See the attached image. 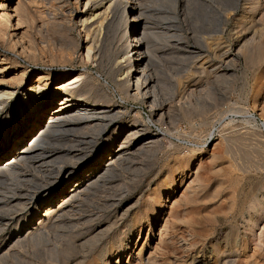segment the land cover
<instances>
[{
	"label": "rangeland",
	"instance_id": "obj_1",
	"mask_svg": "<svg viewBox=\"0 0 264 264\" xmlns=\"http://www.w3.org/2000/svg\"><path fill=\"white\" fill-rule=\"evenodd\" d=\"M94 2L0 0V158L26 142L37 83L75 80L73 102L110 121L90 137L47 130L0 171V264H264V0H116L107 15ZM136 2L146 96L124 61ZM91 10L103 15L84 27ZM116 140L121 159L55 208Z\"/></svg>",
	"mask_w": 264,
	"mask_h": 264
},
{
	"label": "bare ground",
	"instance_id": "obj_2",
	"mask_svg": "<svg viewBox=\"0 0 264 264\" xmlns=\"http://www.w3.org/2000/svg\"><path fill=\"white\" fill-rule=\"evenodd\" d=\"M94 1L96 0H86V4L94 2ZM98 1L100 2V7L103 8V11L106 13V15L110 7L116 2V0H98ZM140 7L141 6H139L136 2V3H133L132 9H131L132 12L134 11L138 12L137 15H133L131 18L132 21L137 22V26L135 28H137L138 26H141L142 28L146 21L144 19L143 13H141ZM3 14H4L3 15L4 17L6 16V20L7 18L10 19L11 15L8 12L3 13ZM84 14L85 15L81 18L80 22L82 26L86 27L93 21L99 19L100 16L103 15V12L98 13L96 12V10H91ZM126 27H127V32H128L129 24ZM143 29L144 28H142L141 31L134 29L132 34L127 36L128 43L130 44V46L131 44L133 45V48L131 49L129 48L130 49L129 52L132 54V57L127 55L124 58V61L127 62L128 64V70L126 71V77H128V83H127L128 87L129 86L132 87L136 94L142 93V95L146 96L147 94L154 92L155 85L153 84L154 82L153 79L148 77L147 71H146V68H147L146 62L148 61L149 52L146 46L147 42H145L144 40V30ZM75 83L76 81L73 79H69L66 81L62 80L61 82H58L57 85L50 87V88L45 87V86L42 87L39 83H37L36 85H33L32 87H29L26 90L24 94L25 96L23 98L24 102L20 106L21 107V110H20L21 111V117H20L21 121H26L27 123L30 124L28 132L24 134V138L22 139V141L25 140L26 142L24 144L16 143L12 151L8 152L6 156L0 158V171L9 169L19 160L36 152L38 150L37 146H39V145H36L37 139L42 136H45L46 132H48L47 130H50L52 128L63 127L60 129L64 130L66 128L69 131H72V130L74 131L76 129H79V133L81 130H83L82 131L83 133L81 132L83 134V137H87V135L90 134V130L92 131L93 129H95L94 131L97 132V133L95 132L97 135H100L107 130L108 126L110 125L109 124L110 121L104 122L107 109L106 111H103V109L97 110L95 108L73 102L71 93H72V90L75 91L74 89V87L76 88V86L74 85ZM8 94H9L8 91L0 92V99H2L4 95H8ZM57 101H58V104H56ZM47 115L48 117L46 118ZM13 125H14V129L20 127V123L17 121L14 122ZM0 128H1V125H0ZM5 129L6 128L4 127L3 130H0V141L1 142L3 140L2 136H4L7 131ZM92 134H93V131H92ZM129 135H133V134H129ZM116 142L117 144L113 147L111 153L101 154V156L98 159L99 166L97 165L96 167H93L88 173H86L83 176L84 180L81 178L78 181L73 182V184L69 187L68 190L61 193L59 199L53 203V206L55 205L54 206L55 208L65 207L70 201H72L71 199L77 196L78 191L83 185H85L90 180L95 178L101 172V170H103L105 167L110 165L112 163L113 158H115V160L120 158L128 150L127 148H125L126 142L125 144L123 142L118 143V140H116ZM57 169H58L57 172L60 173L62 166L57 167ZM30 195L31 196L27 195L28 200H32L34 197V195L32 194ZM46 213H48V211H46ZM127 250L128 249L126 245L120 251V254H122L123 252Z\"/></svg>",
	"mask_w": 264,
	"mask_h": 264
}]
</instances>
